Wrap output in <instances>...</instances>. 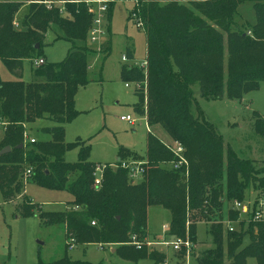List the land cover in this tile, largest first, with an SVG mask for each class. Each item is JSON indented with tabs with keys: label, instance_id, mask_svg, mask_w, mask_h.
<instances>
[{
	"label": "trees",
	"instance_id": "obj_1",
	"mask_svg": "<svg viewBox=\"0 0 264 264\" xmlns=\"http://www.w3.org/2000/svg\"><path fill=\"white\" fill-rule=\"evenodd\" d=\"M44 1L0 0V60L15 77H0V120L5 130L0 151L11 147L9 153L0 155V203L21 197L31 181L47 190L66 191L72 196L67 202L71 210L42 211L40 218L48 224H63L67 242L114 245L115 254L133 264L144 259L152 264L170 263L169 254L147 245L155 240L148 232V210L161 207L171 216L168 238H189L195 243L197 223L208 222L213 248L194 251L192 258L198 264H249L250 260L264 264V223L243 220L238 210L228 211V222L238 223L233 231L223 225L222 218L214 220L226 200L243 202L248 190L264 196V165L258 167L251 159L239 158L231 147L225 148L216 126L202 117V111L197 116L193 113L196 84L204 99L227 96L241 100L264 82V0H187L188 5L178 0H137L135 13L147 35L148 71L144 74L140 68L122 66L121 80L140 84L136 86V111L145 113L149 127L160 125L180 141L188 161V168H167L164 164L176 161V156L149 134L139 183L132 182L129 169L90 162V147L85 143L66 142L65 125L80 114L77 91L90 83L88 58L101 54L107 59L111 35L98 51L90 49L85 44L93 16L85 1L57 0L66 2L63 11L70 17L63 14L62 5L48 8ZM110 1L107 17L111 20L110 5L116 0ZM247 2L254 3L256 22L242 31L234 25V15L239 5ZM26 3L28 12L17 29L14 18ZM52 26L72 47L62 61L47 63L43 58L44 64L35 67ZM125 57L134 59L130 49ZM28 59L34 61L35 69L26 83L23 64ZM40 120L53 123L35 129L49 139L33 138L35 142L19 149L25 134H32ZM258 121V129L264 132L263 121ZM72 145L80 148L76 163L65 160ZM129 158L138 156L122 148L114 165L130 163ZM103 166L102 183L96 189L97 168ZM27 170L31 174L25 184ZM31 206H17V211L30 216ZM133 237L142 244L140 249L132 244ZM173 255L176 264H183L179 261L185 260V251ZM48 264L92 263L65 257Z\"/></svg>",
	"mask_w": 264,
	"mask_h": 264
},
{
	"label": "rangeland",
	"instance_id": "obj_2",
	"mask_svg": "<svg viewBox=\"0 0 264 264\" xmlns=\"http://www.w3.org/2000/svg\"><path fill=\"white\" fill-rule=\"evenodd\" d=\"M136 1L116 0L113 5H110L112 7L111 20L106 16L103 21L106 30L104 39H108L111 35V53L107 59H104L101 54L89 56L88 79L90 83L81 86L76 94V110L80 114L72 122L65 125L66 142L75 144L79 141L88 145L90 147L88 160L95 164L114 165L122 148L137 154L138 159L129 158L127 159L129 162L143 164L146 162L149 134L154 135L166 145L180 142L171 138L160 125L148 126L145 113L135 109V104L138 102L136 86L121 80L122 65L140 68L141 63L147 59L146 29L138 27L137 20L132 16L137 9ZM178 1L188 5L187 0ZM59 5H62V9H66L63 4L56 6ZM89 8L87 5V11L91 14ZM27 12L28 3L17 12L14 23L21 24ZM63 12L64 15L68 16L67 11ZM255 22L254 3L247 2L239 5L234 15V25L242 31H246L248 26L254 25ZM107 26H109V30H107ZM63 35L56 26H52L46 34V46L41 58H44L47 63L60 62L67 56L72 47V42L62 38ZM86 38L87 43L85 45L96 51L99 50L104 41L103 39L101 43L93 44L88 40V34ZM127 49L135 51L134 61H122ZM227 56L228 52L226 51V61ZM33 62L31 59L24 61L23 81L26 83L32 80L33 69H35ZM0 77L2 80L15 79L1 60ZM126 84H129L128 88ZM193 92L196 99L193 113L197 116L198 112L202 111V117L216 126L223 138L225 148L231 147L239 158L251 159L258 167H262L264 165V132L258 129V120L263 121L264 128V82L259 85L258 89L245 94L241 100H230L227 96L220 100L204 99L201 97L200 87L197 84L193 86ZM127 115L135 119L134 126L121 121L120 118ZM42 126H53V123L48 120L38 121L34 126V132L27 135V139L23 141L25 147L30 139H49L48 136L35 133V129ZM4 132L0 120V142L4 137ZM79 152L80 148L77 145H72L66 152L65 160L68 163L78 162ZM164 165L167 168L172 167L170 163ZM141 181L138 179V183ZM245 195L243 203L250 208L260 199L259 197H263L253 190L246 191ZM71 199L72 196L66 191L47 190L31 181L26 185L25 192L18 199L10 203H3L1 200L0 264H48L65 257L92 264H133L113 253L111 248L106 246L103 248L98 244L75 245L71 249L66 241L65 226L63 224H48L40 218L42 211H70L72 207L67 202ZM235 201L226 200L223 209L216 212L217 215L214 220L222 218L226 228L231 226L228 222V211H237L234 208ZM62 203H66V205ZM24 205L27 207L32 205V215L26 217L20 215L17 206L24 208ZM241 216L242 218H249V215L240 212ZM170 219L171 216L167 210L161 207L149 208L147 223L149 234H164L163 227L169 226ZM233 226L237 227L238 223H233ZM207 229V221L197 223V237L196 244H194L198 249L197 251L213 248ZM151 249L158 250L159 248L152 247ZM168 251L169 264H176L178 259L173 257L174 251L172 249ZM179 262L198 264L194 258H190L188 262L186 259H180ZM137 264H152V262L149 259H144ZM249 264H256V262L250 260Z\"/></svg>",
	"mask_w": 264,
	"mask_h": 264
},
{
	"label": "built area",
	"instance_id": "obj_3",
	"mask_svg": "<svg viewBox=\"0 0 264 264\" xmlns=\"http://www.w3.org/2000/svg\"><path fill=\"white\" fill-rule=\"evenodd\" d=\"M136 1V0H135ZM110 0H86L85 3L90 7L91 15L93 16V24L89 32V41L93 44L101 43L104 39V35L106 33L104 21L103 19L107 16L108 12V4L110 3ZM48 8H51L53 4H63L65 5L66 2H55V1H44L43 2ZM137 5L138 2L136 1ZM64 9H62L63 11ZM133 18L137 20V26L138 27H144L142 20L136 15V13H133ZM17 26V24H15ZM123 61L126 62L127 58L124 56ZM35 67H39L40 65L44 64V60H35ZM140 69L144 72V74H147L148 71V60H144L141 63ZM135 86L139 87L140 84H134ZM126 87H129V84H126ZM121 121L126 122L130 126L135 125V119L132 118L130 115L123 116L120 118ZM25 139H27V135L25 134ZM30 142H35L34 139H30ZM167 147L174 153L176 156V161H173L171 163L173 169H180L181 167L188 168V161L186 160L184 153L185 149L183 145L179 142L174 143L173 145H167ZM142 164L138 163H128V162H122L121 165H113L114 167H121L123 169H129L130 170V178L133 183H137L138 179H142L143 177V169L141 167ZM103 167L97 168V176L94 181V187L96 189L100 188V185L102 183V173H103ZM31 172L30 170H27L25 172V184L27 183V179L30 176ZM27 185V184H26ZM254 206L250 208L247 205H244L243 202L235 201L234 208L241 212V214L249 215V218H242L246 221H251L254 223H264V196L259 197ZM231 226L228 227L230 231L234 230L233 223L229 222ZM92 225H95V222H92ZM164 234L162 237H159L153 241H149L147 245L152 248L156 247L159 248L158 250L160 252L168 253L167 250L172 249L174 253L176 252H182L185 251V259L188 260L192 257V254L196 250V246L194 245L192 241H190L189 238L183 240L180 238H168L167 233L169 232V226L163 227ZM70 248H74L75 243L74 240L71 239L67 243ZM133 245H135L138 249L142 247V244L136 240V237H133ZM167 264V263H166Z\"/></svg>",
	"mask_w": 264,
	"mask_h": 264
},
{
	"label": "crops",
	"instance_id": "obj_4",
	"mask_svg": "<svg viewBox=\"0 0 264 264\" xmlns=\"http://www.w3.org/2000/svg\"><path fill=\"white\" fill-rule=\"evenodd\" d=\"M52 1H53V0H52ZM57 4H58V3H57ZM106 40H107V39H104V41H103L102 43H104ZM130 50L132 51V54H133L134 59H133V60H128V61H134V60H135V51L132 50V49H130ZM124 56H126V54H125ZM122 61H123V57H122ZM122 66H127V65L124 64V65H122ZM62 204H65V205H66V203H62ZM163 230H164V229H163ZM155 236H156L155 239H157V238H159V237H162L163 234H162V235H155ZM106 247L111 248L113 253L116 252V247H115L114 245H109V246H106ZM103 248H104V247H103ZM196 248H197V247H196ZM197 250H198V249H196V251H197ZM167 252H169V251L167 250ZM167 254H169V253H167ZM191 258H192V257H191Z\"/></svg>",
	"mask_w": 264,
	"mask_h": 264
},
{
	"label": "water",
	"instance_id": "obj_5",
	"mask_svg": "<svg viewBox=\"0 0 264 264\" xmlns=\"http://www.w3.org/2000/svg\"><path fill=\"white\" fill-rule=\"evenodd\" d=\"M39 47V45H37V48ZM24 147V144H20L19 145V149H22ZM11 151V148L9 146H7L6 148H4L1 152H0V155H4V154H7Z\"/></svg>",
	"mask_w": 264,
	"mask_h": 264
}]
</instances>
